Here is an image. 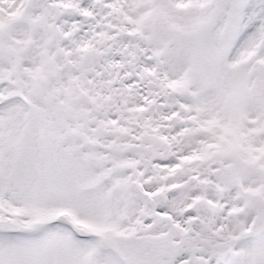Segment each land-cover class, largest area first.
<instances>
[{
  "label": "snow or ice",
  "instance_id": "6c2138e0",
  "mask_svg": "<svg viewBox=\"0 0 264 264\" xmlns=\"http://www.w3.org/2000/svg\"><path fill=\"white\" fill-rule=\"evenodd\" d=\"M0 264H264V0H0Z\"/></svg>",
  "mask_w": 264,
  "mask_h": 264
}]
</instances>
